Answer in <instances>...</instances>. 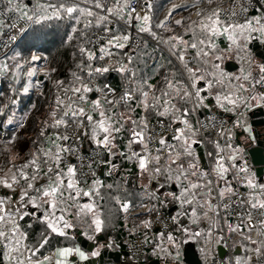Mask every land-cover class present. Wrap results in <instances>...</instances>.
I'll use <instances>...</instances> for the list:
<instances>
[{
    "label": "snow or ice",
    "instance_id": "6c2138e0",
    "mask_svg": "<svg viewBox=\"0 0 264 264\" xmlns=\"http://www.w3.org/2000/svg\"><path fill=\"white\" fill-rule=\"evenodd\" d=\"M84 3L87 5L88 0ZM250 9L257 14L249 15ZM178 10L189 14L176 18ZM159 11L155 0H114L110 5L105 0H92V7L81 6L75 0L34 5L21 0H0V35L5 34V29L13 30L9 42L18 40L17 29L27 35L29 28L24 25L43 28L44 22L53 20L74 21L71 31L65 33L66 39L61 38V44L76 41L72 52L75 70L70 72L71 80L67 83L53 79L52 74L58 69L49 65L48 56L36 52L29 51L28 56L15 52L11 57L5 52V58L15 63L0 64V74L11 72L17 80L29 65L25 73L29 83L22 88L23 93L35 87L38 95H45L40 90L41 81L35 85L31 82L37 72L50 80L56 90L54 102L37 125L36 139L28 136L21 142L19 132L25 125L14 121L15 113L3 121L5 129L17 124L15 132L0 140L5 154L0 165V189L5 190L0 194L3 264H83L100 257L102 249L114 247V241L109 240L97 243L94 250L86 251L79 244L67 243L55 246L47 254L41 252L46 246L53 248V236L74 241L75 236L68 230L77 224L83 226L82 234L90 241L96 240V234L108 226L105 210L96 202L97 198L104 199L101 196L104 182L91 171L89 184V173L67 159L78 153L77 141L82 138L99 149L95 153L97 158L107 153L108 159H100L101 163L110 165L107 175L111 176L117 169L112 159L117 156L137 168L141 180L139 203H134L135 192L124 199L119 196L113 199L125 213V219L133 215L134 209H139L134 213L139 223L131 231L145 230L141 244L152 245V255L158 256L163 264H181L180 249L185 238H202L211 246L222 242L226 245L233 235L240 238L243 255L230 257L227 264H264V182L257 181L246 161L239 162L243 160L244 149L231 142L233 131L224 127L223 121L217 125L214 116L206 117L204 122L191 120L197 110L209 108L208 97L202 94L207 92L214 94L216 107L238 113L233 128L243 127L248 133L246 140H255L259 135L254 136L251 126H245L246 121L241 119L244 113L240 110L251 107L253 102H264V92L256 93L257 85L264 87V62H257L249 49L254 34H259L264 43V0H229L227 7L223 0H184L172 3L157 15ZM11 14H15L14 19L6 23ZM112 17L119 24L115 30L111 27ZM20 21L24 25L18 28ZM81 23L82 29L77 27ZM133 24L137 34H147L161 52L164 49L160 46L166 47L177 62L174 70L162 75L156 83H151V77L142 75L143 70L138 67L140 62L146 64V59L142 61L135 50L131 55L122 51L132 41L129 29ZM93 27L99 31L89 35ZM33 33L26 41L30 49L41 40L35 29ZM221 37L228 42L223 48L217 42ZM142 43L143 57L151 58L156 48L150 54L148 41ZM4 47L8 48L7 42ZM233 53L243 61L235 77L215 63ZM40 60L45 62V67L34 64ZM209 64L211 72L206 67ZM110 72L118 73L124 82L119 93L109 83L90 86ZM199 81H207V88L199 87ZM217 85L221 90L214 93ZM12 90L15 92L14 87ZM93 91L100 95L86 108L87 94ZM15 103L13 99L12 104ZM7 108V104L0 107V116L6 115ZM136 108L143 110L138 119L134 118ZM32 109L37 110V105L33 104ZM28 117L29 113H25L23 119ZM153 117L156 122L150 126ZM209 127L217 129L214 140L207 138ZM50 128L55 131L49 133ZM125 133L127 141L120 151L118 142L125 139ZM203 144H210L213 149L207 153V168L200 165L193 147ZM133 145H138L139 151ZM88 168L91 169V163ZM237 184L248 192L238 191ZM106 187L112 189L113 185ZM81 197H88V202L81 203ZM167 204L177 205V210L165 217L160 210ZM233 215L235 224L230 222ZM26 217L31 222L25 228L21 221ZM182 218L187 219V224ZM202 223L204 228L199 227ZM34 224L40 226V231L30 244L28 230ZM155 226H159V231H152ZM201 251L207 264V252L203 248Z\"/></svg>",
    "mask_w": 264,
    "mask_h": 264
},
{
    "label": "trees",
    "instance_id": "16d2710c",
    "mask_svg": "<svg viewBox=\"0 0 264 264\" xmlns=\"http://www.w3.org/2000/svg\"><path fill=\"white\" fill-rule=\"evenodd\" d=\"M225 0H223L224 2ZM60 2H63L61 0ZM76 2V1H75ZM166 0H158L156 5L159 8V13H161L164 8L166 7ZM92 7V5L90 6ZM94 11H99L95 10ZM181 12V14L185 17L189 14L188 11H182L178 10ZM75 23L74 21L67 22V21H49V22H44V27L41 28L38 25L31 26L29 29L27 35H24V37L21 39L20 43L17 45L15 50L8 54V57H11L15 54V52H22L24 56L29 55V51L32 52H37V53H42L49 58V65L51 67H56L58 71L56 73L52 74L53 79H63L67 83L69 80H71L70 72L75 70V63L73 60L72 52L74 51L73 45L76 43L75 40H73L71 43L68 44H61V38H65V33L71 31V24ZM78 28H83V24L77 26ZM33 29L36 30V34H39L41 36V40L37 42L35 48H29L28 45L26 44V41L34 34ZM96 30L95 27L89 30V35H91V32ZM41 46H46L45 49ZM145 48V45H141L137 48H134L136 53H139L141 56V60L147 61V63L140 62L138 67L139 69H142L143 72L141 73L142 75H147L146 69L154 68L156 65L154 64V54L151 56V58H146L143 57V50ZM148 51L151 54L153 47L151 45H147ZM133 50L131 54H133ZM125 52V51H124ZM6 61H5V60ZM77 59L79 57L77 56ZM225 56L223 60L220 61H215V63L220 65V68L222 64L225 61ZM4 62L9 64L10 66H13L15 61L11 59H6L5 57L3 58ZM169 60H171V64H169ZM37 61L34 62L36 65ZM195 63V61H193ZM176 62L171 58L167 57L165 67L160 71L159 75H166L170 74L172 70H174L176 66ZM29 65H26L25 68L21 71L19 79H15L12 75L11 72L5 74V77H0V88H1V93H0V107H3L4 104L8 105V108L5 110L6 115L0 116V120L5 119L7 116L16 113L17 117L15 118V121H18L19 116H24L25 113H29V117L27 120H24V125H25V133L31 134L32 139H36L37 135V125L39 124V121L44 117V115L47 113L48 106L54 102L55 98V92L56 90L53 88L52 83L50 80L43 79L41 80V91L45 93V95L41 96L38 94H35L33 92H29L28 94H23L22 88L24 87L25 84H27L29 77L25 74L27 71V68ZM209 70V72L212 71L211 69V64L206 66ZM111 73H116V72H110L109 75L105 74V77H102L99 80L98 84H103V83H109L113 88L116 89H122L123 87V81L121 79V76L117 73L112 77L113 74ZM161 76L160 79H161ZM209 79L210 76L208 77ZM151 83H156V80H151ZM207 82V81H205ZM94 87V85H91ZM15 88V92H13L12 88ZM18 95V101H16L15 104H12V99L14 94ZM36 104L37 105V110L32 109V105ZM203 114H205L203 112ZM152 120H155L153 117ZM191 120L193 123L196 122L197 117L196 113L193 114L191 117ZM17 126L15 125L14 129H6V132H11L12 130L16 131ZM54 129H48V131H52ZM207 150L208 152L211 151L212 146L210 144H207ZM128 167H131L128 164ZM107 183L112 184L113 188L108 189L106 186L102 190L101 196L104 197L103 201H101V206L105 210V216L108 218V226L105 228L104 233L107 234V232L110 230L109 233H111L112 238H116V244H119L121 249H126L124 244L122 245L123 238L125 239L126 236L129 233V228H126L125 226V214L119 209V205L116 204L115 200L113 197L119 196L121 199H124L128 196L129 193L135 192L137 193V200L140 199V194L136 189L133 188H127L124 185L123 181H117L114 178H107ZM135 200V201H137ZM135 210V209H134ZM169 210V209H167ZM110 213V215H109ZM30 219H26L24 224L25 227L27 226L28 223H30ZM29 235H30V244L35 241L36 238H38V233L40 231V226L38 224H34L33 228L28 230ZM109 235V234H108ZM64 238L61 237H55L53 236L52 238V245L55 247L56 245L63 244ZM53 248H49L48 246L45 247V249H41V252H47ZM149 257L148 255L146 256V260L148 261ZM140 263H143L140 260ZM145 263V262H144Z\"/></svg>",
    "mask_w": 264,
    "mask_h": 264
},
{
    "label": "crops",
    "instance_id": "0c3cea01",
    "mask_svg": "<svg viewBox=\"0 0 264 264\" xmlns=\"http://www.w3.org/2000/svg\"><path fill=\"white\" fill-rule=\"evenodd\" d=\"M60 1H61V0H21L22 3H28V4H30V5H34V4H36L37 2H41V3H47V2L59 3ZM75 1H76V3L81 4V6H87V7H90V6L92 5V0H88L87 5H85L84 0H75ZM159 1H160V0H159ZM177 1H183V0H166L167 4H166V7H165L164 9H166V8H168V7H171V4H172V3H176ZM105 2H110V3L112 4V3L114 2V0H105ZM162 12H163V11H162ZM177 12H178V15L181 14V12H179V11H177ZM158 15H160V13H159ZM181 15H182V14H181ZM177 17H178V16H177ZM114 18H115V17H112L111 20H113ZM46 22H49V21H46ZM31 26H35V25H31ZM217 42L220 44V46H221L222 48L225 47V46L227 45V43H228V42H227L224 38H222V37L219 38ZM41 47H43V46H41ZM34 48H35V47H34ZM45 48H46V46L43 47V49H45ZM249 49H250V51H251V53H252V56L254 57V59H255L257 62H264V43L261 42V40H260V38H259V34H254V38L251 39V40L249 41ZM115 51H116V50H115ZM122 51H123V52H124V51L126 52V49H124V50H122ZM36 54H43V52H42V53H37V52H36ZM43 55H44V54H43ZM167 57H168V55H167L166 53H164V52H160V51H157V50H156V52L154 53V58H153V59H154V64H155L156 66H155L154 68H150V69H148V70L146 69V71H147L148 73H147V75H145V77H146V78H147V77H151V80L154 79V80H156V82L159 81V80H160V77H159V76H161V75H159V74H160V71L163 69V67H165ZM225 58H226V59H225L224 63L222 64L221 69H222L226 74L235 77L236 75L239 74V72H240V68H241V66H242V64H243V61H241V60L239 59V56L236 55L235 53H233L232 55H227V54H226V55H225ZM4 60H5V59H4ZM4 60H2V63H5ZM5 61H6V60H5ZM228 61H233V62H235L236 64H238L239 69H238L237 71H235V72H232V73L227 72V71L224 69V66H225V64H226ZM2 63H1V64H2ZM161 65H163V67H160ZM157 73H159V74H157ZM111 74H113L112 77H111V78H113V76H114L115 74H117V73H115V74H114V73H111ZM253 74H254V75H257L255 69H253ZM107 75H109V73H108ZM210 78L212 79L211 76H210ZM151 80H150V81H151ZM200 82H203V83L205 84V86H202L201 88L206 89V88H207V82H205V81H200ZM233 82H234V81H233ZM27 83H29V81H28ZM90 86H91V85H90ZM219 90H221V88H220L219 85H217V86L214 87V93H215V91H219ZM22 92H23V91H22ZM259 92H261V86H260V85H257V86H256V93H259ZM0 93H1V88H0ZM28 93H29V92H28ZM28 93H23V94H28ZM94 93H95V91L90 92V93L87 94V96H88V100H89V103H90V101H91L92 99H95V97H92ZM256 93H254V94H256ZM202 94L208 97L207 100H206V103L209 104V108H208V109H202L203 112H204L205 114H218V115H220V116H223V117L226 118V119H230V120H231V119H234L235 122H236V119H237L238 113H237V114H233V113H230V112H224L222 109L216 107V102H215L214 94H213V95H208L207 92H203ZM89 103H88V104H85L84 106H85L86 108H88V106H90ZM257 108H264V102L259 103V104L253 102V105H252L251 107H249V108H247V109H241V110H240V111H242V112L244 113V116L241 117V119L244 120V121H246V125H245V126H250L249 123H248V119H247V116H246V115L248 114V112H250V111H252V110H255V109H257ZM121 110H122V109H121ZM208 110L210 111V113H206ZM46 114H47V113H46ZM46 114L44 115L43 118H45ZM142 114H143V110L140 109V108H136V111H135V114H134V118H137V119H138L139 116L142 115ZM11 115H12V114H11ZM11 115H9V116H11ZM16 117H17V115H16V113H15V115H14V117H13L14 121H15V118H16ZM23 117H24V116H19V117H18V121H19L20 123H23V124H24V119H23ZM43 118H42V119H43ZM6 119H7V117H6L5 119H2V121L0 120V123H3V121H5ZM235 122H234V123H235ZM13 124H14V125H13V126H14L13 129H14V128H15V125L17 126V124H16V123H13ZM262 130H263V128L259 127V131L262 132ZM54 131H55V130H52V131H50L49 133H52V132H54ZM232 131H233V139H232L231 142H232L234 145H238V146H240V142H242V141L244 140V139H243V136H242V135H243V131H244V130H243V127H235V128L232 127ZM11 132H15V131L12 130ZM11 132H10V133H11ZM8 134H9V132H7V137H6V139L8 138ZM19 136H20V138H21V142L23 143V142H24V139H25L26 137H28V136H31V134H29L28 132L25 133V130H24V129H21L20 132H19ZM124 136H125V139H124V140H121V141L118 142V144L120 145V148H119L120 151H123V150H124L123 147H122V145H123L124 143H126V141H127V133H125ZM207 138L212 139V138L209 137V136H208ZM169 142H171V141H169ZM88 144H89V145H94L90 140H88ZM46 146H47V145H46ZM28 147H29V148L31 147V143H30V142H28ZM193 147H194V149H195L196 154L200 157V165H201L203 168H207V167L209 166V157H208V155L205 156V157H206V163H204V162L202 161V157L200 156V154H199V152H198V145H194ZM207 147H208V145H206V151H207V153H208ZM133 148H134V150L139 151V146H138V145H133ZM212 150H213V149H211V151H212ZM25 151H27V149H25ZM106 159H108V155H107V153H106ZM112 159H113V162L116 163V164L118 165L117 169L113 172V174H112L111 176L107 175V172H108V170H109L110 165H108V164H102L100 167L97 168V170H96V172H95V173H96V176H97L98 178H100V179L104 182L105 186L108 185V183H107V178L111 177V178L116 179L117 181H123L125 187H127L128 189H129V188L136 189V190L139 192V194H140L139 185H140V183H141V180L138 178V175H137L138 170H137V168L135 167V165H134L133 163H131V162L125 160L123 157H120V156L113 157ZM4 161H5V154L3 153V144H0V165H2V164L4 163ZM239 162H240V161H239ZM128 164H129L131 167H128ZM103 165L106 166V167L104 168V170H102V166H103ZM249 170H250V172H252V173L255 174V177H256V179H257L258 182H264V174L257 175L252 169L249 168ZM88 183H89V184L91 183V179L88 181ZM81 186L84 187L85 190H87V186H86V185L82 184ZM235 187L237 188L238 191H239V190H246V191H248L247 188L242 187L241 185H238V184L235 185ZM103 189H104V188H103ZM103 189H101V194H102V190H103ZM4 191H5V190L0 189V194H3ZM137 195H138V194H137ZM88 199H89L88 197H81L80 202H81V203H86V202H88ZM136 200H137V199H136ZM139 201H140V199L137 200V201H134V203H139ZM96 202H97L98 205H102V204H101V200H99L98 198H97ZM163 208H166V209L171 210L172 215H174L175 212H176V210H177V205H175V204H167V205H165ZM135 210H136V209H135ZM135 210H133V212H134ZM124 214H125V213H124ZM124 217H125V216H124ZM26 219H29V218L26 217L25 220H26ZM69 219H72V217H69ZM182 219L184 220L185 224H187V219H186V218H182ZM25 220H24V221H21V224H22V226H24V227H25V224H24ZM132 221H134V217H132V215H129L128 218L125 219V226H126V228H129V224H130ZM190 227H192L193 229H196V226H195V225H191ZM199 227L204 228V227H205V224L202 223ZM25 228H26V227H25ZM83 230H84L83 226H81L80 224H77L74 228L68 230L71 236H75V240H74V241H71V240H69V241H65V240H64L65 243H63V244H59V245H56V246H62V245H65V244H67V243H75V244H79V245H80V243L78 242V239H79V238L82 237L84 240H88L87 237L84 236V235L82 234ZM109 232H110V230L107 232V234H105L104 231L101 232V233H99V234H96V235H97V239L94 240V241H90V240H88V242H89L90 244H94V247L92 248V250L95 249V246H96L97 243H105V242H107V241H109V240L114 241V247H112V248H105V249H102V250H101V256H100V257L91 258L89 261H87V262H83V264H87L88 262H90V264H109V263H107V262H108V258L103 259V254L105 253L106 250H109V251H111V252H113V253H115V254H116V253H119L120 251L126 250V249H121V247L119 246V244H116V241H115L116 238H112V237H111V233H109ZM108 234H109V235H108ZM61 238H62V237H61ZM239 239H240V238H239L238 236H235V235H233V236L230 238L231 244H232V246H233V248H234V251H235V255H243V249H241V248L239 247ZM124 240H125V239L123 238L122 245L124 244ZM28 242L30 243V235H29V241H28ZM220 246L224 247V249H225V243H223V242H222L221 244H219V245L212 244L211 246H207V245L205 244L204 239H202V238L199 239V240H197V239H187V238H185L184 241H183V243L181 244V249H180V251H181V255H182V257H181V264H185L184 261H183V254H184L185 250H187V249L195 250V251L198 253L199 257H200V259H201V261H202V264H204L203 257H204V255H205V253L202 252L201 249L203 248V249H205V251H206L207 253H210V252H212V251H214V250L218 251V248H219ZM90 247H91V246H90ZM81 248H82V247H81ZM82 249H83V248H82ZM52 250H54V247H53V249H51V250H49V251H52ZM84 250H86V249H84ZM86 251H88V250H86ZM47 252H48V251H47ZM47 252H45V254H47ZM218 253H219V252H218ZM148 257H149V260L153 258L152 251H151V253L148 255ZM154 258H155L154 260H159L160 263L163 264V261H162L158 256H154ZM0 259H1V263H0V264H3V252H2V249H0ZM154 260H153V261H154ZM120 261H121L120 263H112V264H147V263H144V262H143V263H140V261L138 262V261L132 259L130 256H129V257H125V256H124V257H122V258L120 259ZM151 262H152V261H151ZM182 262H183V263H182Z\"/></svg>",
    "mask_w": 264,
    "mask_h": 264
},
{
    "label": "built area",
    "instance_id": "2783aa9c",
    "mask_svg": "<svg viewBox=\"0 0 264 264\" xmlns=\"http://www.w3.org/2000/svg\"><path fill=\"white\" fill-rule=\"evenodd\" d=\"M157 1L158 0H155V3H157ZM181 2H184V0L183 1H177L176 3H181ZM228 3H229V0H225L224 1V6L227 7ZM168 8H170V7H168ZM255 14H257V13L253 9L249 10V15H255ZM175 15H176V18H177L178 12ZM14 16H15V14H11L7 18L6 23H11L12 20L14 19ZM21 25H24L23 21H20V24L18 25V28ZM24 26L28 27L29 29L31 28V26H27V25H24ZM111 27H113L114 30L119 27V24L116 23L115 18L112 20ZM12 31L13 30H11V29H5L4 30L5 34L4 35H0V64L2 63V60L5 57L4 53L7 52V55H8L11 52H13V50H15V48L17 47V45L20 43L21 39L25 35L23 33H19V31L17 29L18 40L16 42H9L8 41V37H9L10 34H12ZM98 31L99 30L96 29V30L92 31L91 34L94 33V32H98ZM129 31H130L131 36H132V41L125 48L126 52L128 54L131 55V52H132V50L134 48H137V47L143 45V43H142L143 40H147L149 45H151L153 48H156L157 51H160V49L157 48L155 41H152L151 38L147 34H137L134 24L129 29ZM6 42L8 43V48L4 47V44ZM160 47H162L164 49L163 50L164 53H166L169 57H171L169 55L166 47H164V46H160ZM97 49H98V45H97ZM113 51H115V50H113ZM171 58L176 62L174 57H171ZM176 64H177V62H176ZM36 66L38 68L45 67V62L43 60L37 61ZM0 77H5V74H0ZM40 77H43V75L41 73L37 72V74L34 77L31 78L32 84L35 85L36 81H38V80L41 81ZM98 82H99L98 79L95 80L93 82V85L98 84ZM116 90H117V93H119L121 89L120 90L116 89ZM29 92H33L35 94H38V90L35 87L30 88ZM261 92H264V87H262V86H261ZM99 95H100V93L96 92L95 98H97ZM13 99L15 101H18L19 98H18L17 93L14 94ZM209 116H214L216 118L217 125H219L220 122L223 121L224 127L230 128V129H232L233 124L235 122L234 119H231V120L230 119H226L223 116H220L218 114H203V110L202 109H199L196 112V117L201 122H204L205 118L209 117ZM155 122H156L155 120H151L150 126L154 125ZM13 125L14 124L8 125L7 129H13V127H14ZM157 131H159L158 128H157ZM208 136L211 137L213 140L216 139L217 138V129L209 127ZM6 137H7V132H6V129L4 127V124L0 123V140H5ZM220 142L223 145L224 144V139H221ZM69 143H72V141L70 140ZM77 143L79 144L78 153L68 156L67 159L69 160V162L76 164L78 169L82 166L85 169V171H87L89 173V179H88V181H89L91 179V171H95L96 172L98 167H100L102 164H105V163H101L100 159L102 158V159L106 160V152L101 154V158H97L95 153L97 151H99V149H96L95 145H89L88 144V139L82 138L81 140L77 141ZM206 145L207 144L199 145L200 147L203 148L205 156H207ZM153 147H155V146H153ZM77 156H79L80 159H77ZM89 163H91V169L90 170L88 168ZM239 191L243 192V193H247L248 192L246 190H239ZM136 211H139V209L135 210L133 212L132 217H134V221H132L129 224V233H128V235L126 236V238L124 240V246L126 247V251L129 253V256L132 259H134V260H136L138 262L141 260L142 262L150 264V262L155 259L154 255H153L152 259H150L148 261H145V260H146V256L151 253L152 245H150V244L149 245H142L141 244V241L143 240V233H144L145 230L144 229H139V230H137L134 233L131 231L133 229L134 225L139 223V220L136 218V216L134 214ZM160 211H161V214L163 216H165V217H168L169 215H172L170 210H167L166 208L162 207ZM222 215H223V213H222ZM253 215L256 216L257 213L253 212ZM230 222L233 223V224L237 223L236 217L234 215L230 216ZM152 231L153 232L159 231V226H155ZM225 250H226V255H225L224 258H222L219 255L218 251H216V250H214V251H212L210 253H207V264H221L222 261L224 262V264H227V261H228V259L230 257L234 258L236 256L234 248H233V246L231 244L230 238L227 239V243L225 245ZM181 257H182V255H181ZM203 261H204V264H206L205 255L203 257ZM0 263H1V260H0Z\"/></svg>",
    "mask_w": 264,
    "mask_h": 264
},
{
    "label": "water",
    "instance_id": "95a60500",
    "mask_svg": "<svg viewBox=\"0 0 264 264\" xmlns=\"http://www.w3.org/2000/svg\"><path fill=\"white\" fill-rule=\"evenodd\" d=\"M224 69L227 72H235L239 69L238 64H236L233 61H228ZM43 77H40V80H42ZM198 86L202 87L205 86L203 82H198ZM96 96V92L93 94L92 97ZM206 113H210L208 110ZM248 119V123L252 128L253 135L257 136L255 140H246L245 138L248 136V133L243 131V141L240 142V147L244 149L242 155L243 160L240 161V163L247 162L248 168L252 169L257 175L264 174V108H257L255 110H252L248 112L246 115ZM259 127L263 128L262 132L259 131ZM198 152L200 156L202 157V161L206 163V157L205 153L202 147L198 145ZM106 166H102V170H104ZM171 212V210H170ZM78 242L80 243V246L83 249L86 250H92L94 247V244H90L88 240H84L82 237L78 239ZM91 246V247H90ZM219 255L224 258L226 255V250L224 247L220 246L218 248ZM129 257V253L126 250L120 251L119 253H113L109 250H106L103 254V259L108 258L109 264L112 263H120V259L122 257ZM1 260V259H0ZM183 261L185 264H202V261L198 255V253L195 250L187 249L185 250L183 254ZM183 263V262H182ZM87 264H90L88 262ZM150 264H161L159 260H154L150 262Z\"/></svg>",
    "mask_w": 264,
    "mask_h": 264
},
{
    "label": "rangeland",
    "instance_id": "374dc122",
    "mask_svg": "<svg viewBox=\"0 0 264 264\" xmlns=\"http://www.w3.org/2000/svg\"><path fill=\"white\" fill-rule=\"evenodd\" d=\"M105 3H107V4H109V5L111 4L110 2H105ZM179 16H181V14H179L178 17H179ZM178 17H177V18H178ZM136 210H138V209H136Z\"/></svg>",
    "mask_w": 264,
    "mask_h": 264
}]
</instances>
